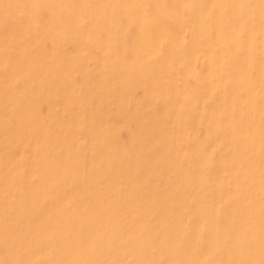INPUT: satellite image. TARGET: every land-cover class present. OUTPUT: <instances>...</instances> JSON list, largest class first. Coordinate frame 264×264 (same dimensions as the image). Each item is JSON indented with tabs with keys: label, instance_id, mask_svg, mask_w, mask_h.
Masks as SVG:
<instances>
[{
	"label": "rangeland",
	"instance_id": "rangeland-1",
	"mask_svg": "<svg viewBox=\"0 0 264 264\" xmlns=\"http://www.w3.org/2000/svg\"><path fill=\"white\" fill-rule=\"evenodd\" d=\"M0 264H264V0H0Z\"/></svg>",
	"mask_w": 264,
	"mask_h": 264
}]
</instances>
